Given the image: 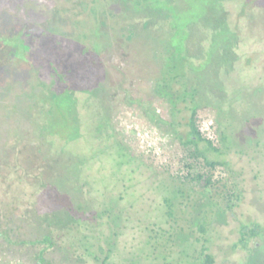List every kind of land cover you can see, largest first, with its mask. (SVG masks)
Masks as SVG:
<instances>
[{
  "label": "rangeland",
  "instance_id": "374dc122",
  "mask_svg": "<svg viewBox=\"0 0 264 264\" xmlns=\"http://www.w3.org/2000/svg\"><path fill=\"white\" fill-rule=\"evenodd\" d=\"M0 6V33L12 30L2 49L12 62L10 99L0 112V206L30 212L21 220L33 233L40 215L58 207L59 189L87 211L115 204L122 210L117 264H164L141 250L151 223L173 234L174 264L185 254L189 264H208L205 253L212 264H264V0ZM175 50L187 65L184 81L200 90L198 126L225 161L208 187L196 179L207 170L204 160L180 136L189 109L174 108L160 82ZM90 144L101 148L97 156ZM119 150L127 161L118 162ZM166 197L174 198L176 220H167ZM249 223L260 231L242 243ZM1 263L28 264L9 254Z\"/></svg>",
  "mask_w": 264,
  "mask_h": 264
},
{
  "label": "trees",
  "instance_id": "16d2710c",
  "mask_svg": "<svg viewBox=\"0 0 264 264\" xmlns=\"http://www.w3.org/2000/svg\"><path fill=\"white\" fill-rule=\"evenodd\" d=\"M175 56L176 50L170 56L173 61L163 68L160 82L170 95V102L174 108H178V104L183 102L189 109L190 113L186 122L188 131L185 137L180 136L184 144L192 146L193 154L204 160L207 170L203 174H198L196 179L202 183L203 187H208L215 183L213 177L217 165L225 164V161L217 159L216 156L220 153L219 147L212 139L203 135L198 126L200 90L198 87L189 86L184 81L187 65L184 59L175 58ZM175 83H179L181 88L174 89ZM151 117H156V115L151 114ZM101 126L102 124L98 122L96 130L101 131ZM79 135L82 137L81 132ZM94 149L93 156H97L101 148L94 147ZM119 151L121 159L118 162L127 161L123 158L127 153L123 150ZM49 186L54 187L51 184ZM131 187V183L124 184L120 199L126 198ZM56 192L58 207H49L42 216L40 215L38 232L28 233L22 225L21 217L28 220L30 212L22 211L18 204L8 206L4 202L0 206V256L9 254L12 257L23 259L28 264H117L115 260L117 254L114 248L115 238L120 230L119 222L122 219L121 208L108 203L99 205L94 211H87L81 203L70 201L65 191L59 189ZM51 201L54 202L55 199ZM111 201L114 202V200ZM174 205V198H165L164 213L168 221L176 220ZM7 219L13 221L11 227L8 226ZM106 226L109 228L110 233L108 234ZM147 229L149 232L141 250L150 252L155 259L161 258L164 264H174L167 253L173 234L168 228L158 223L149 224ZM200 229L205 230V227L200 224ZM259 231L258 223L242 225L240 241L246 243ZM158 246H161L165 252L157 254ZM203 249L205 250L206 247ZM183 253H187L186 250ZM185 255L186 257L184 256L179 264H189L187 260L189 255ZM203 261L212 264L213 257L205 253ZM135 263L141 264L139 259L132 262V264Z\"/></svg>",
  "mask_w": 264,
  "mask_h": 264
},
{
  "label": "flooded vegetation",
  "instance_id": "af4514ba",
  "mask_svg": "<svg viewBox=\"0 0 264 264\" xmlns=\"http://www.w3.org/2000/svg\"><path fill=\"white\" fill-rule=\"evenodd\" d=\"M5 4V3H4ZM1 8V6H0ZM9 27H4V32L0 33V86L3 84V90L0 89V112L4 109L2 104L5 106L10 99L9 92L6 91V86L10 82L9 75L7 74V64L12 62L11 56L3 51V44L6 42L9 36Z\"/></svg>",
  "mask_w": 264,
  "mask_h": 264
}]
</instances>
